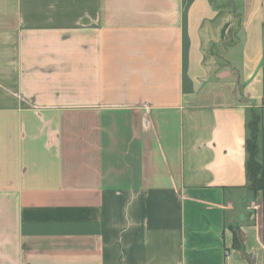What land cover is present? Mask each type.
Masks as SVG:
<instances>
[{
  "label": "crops",
  "instance_id": "1",
  "mask_svg": "<svg viewBox=\"0 0 264 264\" xmlns=\"http://www.w3.org/2000/svg\"><path fill=\"white\" fill-rule=\"evenodd\" d=\"M263 103L264 0H0V264H264Z\"/></svg>",
  "mask_w": 264,
  "mask_h": 264
},
{
  "label": "trees",
  "instance_id": "2",
  "mask_svg": "<svg viewBox=\"0 0 264 264\" xmlns=\"http://www.w3.org/2000/svg\"><path fill=\"white\" fill-rule=\"evenodd\" d=\"M264 103L259 108H248L246 113V140H245V174L246 188L256 194L264 191L263 154V123L262 111ZM233 247L241 249L239 228H233Z\"/></svg>",
  "mask_w": 264,
  "mask_h": 264
},
{
  "label": "rangeland",
  "instance_id": "3",
  "mask_svg": "<svg viewBox=\"0 0 264 264\" xmlns=\"http://www.w3.org/2000/svg\"><path fill=\"white\" fill-rule=\"evenodd\" d=\"M256 212H257L258 214L261 212V209H260V205H259V204H257Z\"/></svg>",
  "mask_w": 264,
  "mask_h": 264
}]
</instances>
